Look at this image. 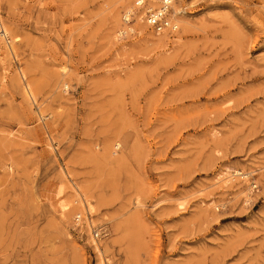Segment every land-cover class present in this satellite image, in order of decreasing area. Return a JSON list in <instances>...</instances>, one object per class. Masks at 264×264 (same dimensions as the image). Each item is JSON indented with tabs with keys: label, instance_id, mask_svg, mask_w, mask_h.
Wrapping results in <instances>:
<instances>
[{
	"label": "rangeland",
	"instance_id": "1",
	"mask_svg": "<svg viewBox=\"0 0 264 264\" xmlns=\"http://www.w3.org/2000/svg\"><path fill=\"white\" fill-rule=\"evenodd\" d=\"M115 1L0 0V264H264V0H177L166 47Z\"/></svg>",
	"mask_w": 264,
	"mask_h": 264
},
{
	"label": "bare ground",
	"instance_id": "2",
	"mask_svg": "<svg viewBox=\"0 0 264 264\" xmlns=\"http://www.w3.org/2000/svg\"><path fill=\"white\" fill-rule=\"evenodd\" d=\"M135 0H133L134 2ZM132 2V0H116L115 1V7L113 8V14H112V25H111V31H110V35L115 38L114 36V33H115V30H121V29H116L118 27V25H120L121 21L119 22V11L121 8H125V12L128 13V12H132L133 15H134V19L136 20L135 23H137V25L139 26L140 28V31H145L147 28H148V25L145 21V8L147 9V7L149 6H154L156 5L159 0H148V5L146 6H143L142 8H138L134 5V3ZM174 11H175V16L179 22V29L170 34L168 30H165L164 32H161V33H156V34H150L148 36H146L142 41H143V44H148L149 45H156V46H160V47H166L169 45V43L171 42L173 45H177L179 46L180 44H182V39L184 37V35H186L189 31L191 30H194L195 28H200V22H198V20H195L193 18L188 17L187 16V12L185 10H183L182 8H179L178 7V3H177V0L174 1ZM202 21V20H201ZM204 23V21H203ZM206 23V22H205ZM122 26V25H121ZM1 30H0V44H1V41H7V38H8V33H7V29L4 25H1ZM120 32V31H119ZM110 36V37H111ZM173 38H172V37ZM18 38V36H15L14 37V40L16 41V39ZM109 39V38H108ZM117 39V38H116ZM5 41V42H6ZM11 42V40H10ZM190 42V41H189ZM8 43V42H7ZM134 45V44H133ZM155 46V47H156ZM6 47V46H5ZM135 47V46H134ZM11 48V47H10ZM13 48V47H12ZM176 50V49H175ZM175 54V53H174ZM164 62V61H163ZM165 63V62H164ZM66 68V67H65ZM66 70V69H65ZM64 73V72H63ZM20 74V73H19ZM36 88V87H35ZM23 89H24V92L29 95L31 98H33V94L31 92V89L29 88V85H25L23 86ZM48 117V116H47ZM119 145V143H117ZM222 170V169H221ZM226 172V171H225ZM237 173H240V171H236V172H233L232 174L233 175H236ZM248 173V172H247ZM251 172H249L250 174ZM241 175V173H240ZM243 175V174H242ZM248 174H244L243 177L247 176ZM219 177V176H218ZM241 177V176H240ZM241 177V178H243ZM228 177H225L223 178L225 182V184H227L229 181V179H227ZM240 182V181H239ZM245 182H247L246 180L245 181H241L239 183V188L242 192H244L245 190H249V186H244L245 185ZM64 184V183H63ZM230 185V184H229ZM247 185V183H246ZM226 186V185H225ZM76 190V194L77 196L75 198H77V202L79 204V201L80 203H83L84 204V211L83 213H87L89 216L87 218H89V222L90 224L94 225L93 223V219L92 218L94 215L92 214V207L95 208L97 207L96 205V202H93L92 198L89 197V195L87 194V192H82L80 191V189L78 187H75L74 188ZM239 190V192H240ZM250 191V190H249ZM57 194H62L64 192V189L63 188H59ZM64 194V193H63ZM87 195L88 199L90 200V202H88V200L85 199V195ZM247 196H248V193H247ZM65 199V198H64ZM81 199V200H80ZM248 199V198H247ZM96 201V200H95ZM175 201V200H174ZM71 202L70 200H62L58 203H54V207L61 213V214H66L65 212H67V210H70L71 208ZM76 202V201H75ZM88 202V203H87ZM87 203V204H86ZM212 203V202H211ZM77 204V203H76ZM91 206H89V205ZM141 204V203H140ZM158 204V203H157ZM209 206V205H208ZM77 209L79 210V205H76ZM95 210V209H94ZM96 211V210H95ZM71 212H73L71 210ZM69 213V212H68ZM80 214V212H79ZM82 214V213H81ZM85 215V214H83ZM127 223V222H126ZM120 224V223H119ZM91 225V226H92ZM118 225V224H117ZM95 226L103 233H106L107 230H105L106 228V225L103 226L102 228H100V226H98V224L95 223ZM103 235V234H102ZM107 237V236H106ZM91 240H94V244H95V249L96 251L98 252V254L100 255L99 257H103L104 253H105V249L107 248H103V243H99V241L97 239H94L92 237H89ZM106 245V244H105ZM104 245V246H105ZM108 245V244H107ZM108 249V248H107Z\"/></svg>",
	"mask_w": 264,
	"mask_h": 264
},
{
	"label": "built area",
	"instance_id": "3",
	"mask_svg": "<svg viewBox=\"0 0 264 264\" xmlns=\"http://www.w3.org/2000/svg\"><path fill=\"white\" fill-rule=\"evenodd\" d=\"M147 2L148 0H135L134 5L138 8H142L143 6L148 5ZM173 2L174 0H159L156 5L147 7L144 18L148 27L155 33H161L168 30L169 33L172 34L179 29V22L175 16ZM122 19L123 27L120 30V34H133V13L124 12ZM86 216L88 217L89 215L87 213H85V215L75 214L73 218V229L80 237L89 236L94 239H99L102 232L95 225L90 224V220ZM88 228L90 229L89 231Z\"/></svg>",
	"mask_w": 264,
	"mask_h": 264
}]
</instances>
